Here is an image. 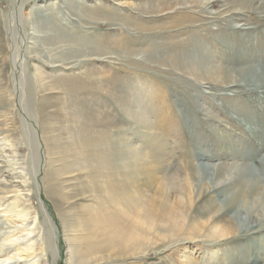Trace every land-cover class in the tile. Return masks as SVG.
Segmentation results:
<instances>
[{"label":"rangeland","instance_id":"374dc122","mask_svg":"<svg viewBox=\"0 0 264 264\" xmlns=\"http://www.w3.org/2000/svg\"><path fill=\"white\" fill-rule=\"evenodd\" d=\"M166 1L174 4V13H167ZM104 9L142 27L119 28L101 17L98 23L85 21ZM55 23L74 31L72 41L87 38L97 46L114 37L118 47L108 49L111 57L103 61L80 56L79 62L56 66L60 62L50 59L59 56L61 44L45 39L56 35L50 28ZM128 57L143 61L138 65ZM0 64L7 69L0 90L6 85L13 91L16 118L5 132L0 125V185H19V176L28 183L19 191L26 199L25 216L8 206L14 192H0V264H74L71 249L86 231L72 218L82 216L95 199L90 192L83 193L85 200L76 196L87 183L77 170L60 174L53 194L49 171L59 167L58 153L69 147V130L78 129L66 119L80 120L89 107L123 129L125 135L114 137H125L135 147L156 139L158 151L151 152L160 161L174 158L176 164L191 157L196 165L209 164L199 169L217 188L216 203L238 187L253 188L264 171V0H122L121 5L114 0H0ZM93 70L92 82L76 90L75 79ZM102 72L112 73L110 80L98 81ZM221 72L225 76L217 80ZM55 80L60 84L53 85ZM48 98L52 103L41 109ZM7 130L12 134L5 140ZM56 143L60 147L52 149ZM220 163L226 167L214 179ZM152 181L141 182L147 193ZM260 186L230 210H240L241 217L250 212L256 225L251 230L220 238L189 234L147 250L146 256L95 264H264Z\"/></svg>","mask_w":264,"mask_h":264},{"label":"bare ground","instance_id":"6f19581e","mask_svg":"<svg viewBox=\"0 0 264 264\" xmlns=\"http://www.w3.org/2000/svg\"><path fill=\"white\" fill-rule=\"evenodd\" d=\"M114 1L118 5L122 4V0ZM165 4L167 13L175 12L174 4L169 1ZM136 9L140 11V7ZM101 11L100 16L94 19L89 17L85 21L98 23L101 17L105 24L119 28L127 23L124 21L126 17L121 14H112L105 9ZM163 11L165 9L161 10ZM50 15L52 17L54 13ZM127 24L129 26L132 24L136 28L142 27L129 22ZM58 27L60 26L56 23L55 26L51 24L50 28H55L57 33L45 36L49 43L61 44L59 56L50 59L60 62L56 66L64 67L73 62H79L81 60L76 58L80 56L95 55L96 57L91 60L103 61L106 57H111L106 56L110 53L107 50L117 49L119 44L114 37L101 40L97 46L89 45L90 41L87 38H84L83 42L75 39L72 41L74 31L58 29ZM130 51L126 50L129 53ZM127 60L138 65L143 61L131 57ZM42 64L49 65L44 62ZM6 71V66L0 64V84L1 80L6 79ZM247 71L251 72L250 69ZM87 73H84L86 78L75 79L76 90L84 89L92 82L90 77H93L95 71ZM223 74V72L215 74L217 80L223 79L225 76ZM101 75V78L93 79L105 82L110 80L112 73L102 72ZM251 75L255 76L254 73ZM86 79H89L88 82L85 81ZM64 81L68 82V79L65 78ZM58 84L60 83L57 80L53 82V85ZM0 98V125L5 132V129L14 126L16 119L13 110L15 106L12 103L13 91L5 85L0 90ZM45 103H40L41 109H44L45 105L49 106L52 100L45 99ZM71 103H67L66 107L69 108ZM124 104V110L127 111L128 105ZM66 120L69 127L78 129L77 131L69 130L71 133L70 138H67L69 147L65 149V152L59 151L60 157L57 159L59 167L49 171L54 182L50 180L48 185L53 194L56 193L58 184L55 180L58 176L64 172L77 170L84 174L87 183H81L80 188L83 192H79L76 196L85 200L87 198V195H84L85 192H90L89 194L95 199L82 216L78 214L76 218V214L75 218H72L74 224L86 231L85 236L71 249L70 255L74 264H95L101 260L111 259L126 260L136 255L142 257L147 255V250L156 249L157 251L162 246L168 247L177 243L185 235H193V238L195 236L234 237L256 226L253 225L250 212H246V215L241 217L240 210L236 209L234 212L230 210L238 206L240 197L247 196L250 192L255 193L261 187L260 184H264V171L258 176V181L253 188L238 187L229 197L216 203L217 188H213V181L207 177L205 171L202 172L199 169L202 166L209 167V164L203 162V165H196L191 157L182 158L176 164L174 158L160 161L157 154L151 152L158 151L156 139L150 141L151 143L146 146L149 149L146 151L143 150L146 147H135L128 143L125 137H114L118 134L125 135L123 129L111 124L105 114L90 107L83 112L80 120L71 118ZM7 131L11 132L4 133L5 140H8L9 135L12 134V130ZM47 145L52 143L48 141ZM57 146L60 147V144L56 143L52 149ZM68 154H70L69 157H67ZM220 167L225 169L226 166L220 163L216 170H213L215 171L214 175L212 174L214 179L222 170ZM19 178H22L19 185H0V192H14L12 197L6 199L8 206L16 213H24L26 199L19 191L26 190L28 183L22 176ZM150 178L153 180V188L147 193L142 188L141 182L144 183ZM172 192H177L178 195L173 196ZM262 195L264 197V191ZM53 199L58 203L57 198ZM23 215L25 216V213ZM263 218L264 216L258 222L264 220ZM179 261L183 260L179 259Z\"/></svg>","mask_w":264,"mask_h":264}]
</instances>
